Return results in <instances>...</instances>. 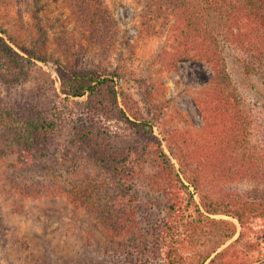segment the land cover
<instances>
[{
    "label": "rangeland",
    "instance_id": "374dc122",
    "mask_svg": "<svg viewBox=\"0 0 264 264\" xmlns=\"http://www.w3.org/2000/svg\"><path fill=\"white\" fill-rule=\"evenodd\" d=\"M102 2L111 28L97 42L89 41L70 0H0V36L33 56L13 97L59 96L67 124L52 147L56 158L83 152L81 133L92 127L109 129L115 149L149 146L134 182L137 202L121 197L98 167L51 172L40 160L0 154V264H165L162 240L172 201L186 204L187 195L163 179L159 149L198 183L191 191L201 215L191 217L199 216L205 228L184 242L180 264L264 260L263 71L250 73L246 56L224 47L231 84L219 89L204 60L182 58L173 29L147 21L149 0ZM69 70L112 79L119 108L132 121L152 124L153 147L120 116L89 114L88 94L66 99L63 77ZM0 92L5 93L1 83ZM109 201L113 210H131L127 229L105 224L102 209ZM245 206L241 221L230 216ZM118 219L113 211V221Z\"/></svg>",
    "mask_w": 264,
    "mask_h": 264
},
{
    "label": "trees",
    "instance_id": "16d2710c",
    "mask_svg": "<svg viewBox=\"0 0 264 264\" xmlns=\"http://www.w3.org/2000/svg\"><path fill=\"white\" fill-rule=\"evenodd\" d=\"M70 7L87 29L89 41L97 42L105 37L110 22L102 0H70ZM146 8L147 21H152L153 27L160 22L162 27L173 29L176 42L184 48L182 58L202 59L211 67L215 87L222 89L223 84H231L223 49L227 46L246 56L247 60L243 61L247 71H252L250 73L255 74L256 67H259L263 71L261 79L264 83V0H149ZM212 21L216 25L211 27ZM0 33L5 34L1 29ZM22 51L31 58L17 52L0 36V83L5 86V93L0 92V154L10 152L25 160H34L36 164L40 160V166H45L47 171L51 169V172L68 166H74L73 169L81 165L98 167L118 186L121 197L128 198L130 204L136 203L132 196L134 182L145 163L149 146L115 149L109 129L92 127L81 133L83 152L74 158H56L52 147L57 144L67 117L58 105L59 96L51 98L37 92L32 99L13 97L17 85L26 80L28 66L33 59L28 50L22 48ZM63 81L66 99L88 94L89 114L120 116L133 129L144 133L153 147L155 135L152 124L145 120L132 121L119 108V93L112 79L102 78L97 73L81 74L69 70L64 73ZM157 159L163 179L176 193L187 195V199L184 198L186 204L172 201V218L166 225L162 240L165 264H180L184 242L201 234L205 228L199 216L191 217L193 212L201 215L191 191V187L198 190V183L190 179L184 169L177 170L163 150H157ZM25 187V191H29V185ZM103 206L102 214L107 226L120 230L129 227L132 221L129 207L113 210V201ZM247 209L245 206L229 215L241 221ZM113 211L121 215V219L113 221ZM234 235L235 228L227 239Z\"/></svg>",
    "mask_w": 264,
    "mask_h": 264
},
{
    "label": "water",
    "instance_id": "95a60500",
    "mask_svg": "<svg viewBox=\"0 0 264 264\" xmlns=\"http://www.w3.org/2000/svg\"><path fill=\"white\" fill-rule=\"evenodd\" d=\"M256 264H264V260L260 261L259 263H256Z\"/></svg>",
    "mask_w": 264,
    "mask_h": 264
}]
</instances>
